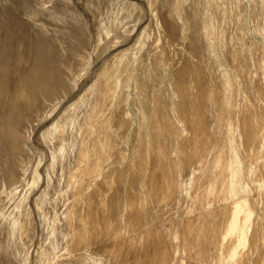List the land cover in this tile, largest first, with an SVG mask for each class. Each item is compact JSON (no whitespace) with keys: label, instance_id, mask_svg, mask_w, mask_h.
<instances>
[{"label":"rangeland","instance_id":"1","mask_svg":"<svg viewBox=\"0 0 264 264\" xmlns=\"http://www.w3.org/2000/svg\"><path fill=\"white\" fill-rule=\"evenodd\" d=\"M103 1L89 26L97 45L101 43L98 57L106 66L105 75L93 77V86L98 84L97 89L92 87L95 103L90 108L93 105L95 111L93 107L89 116L88 109L81 113L80 119L87 115V120L73 131L77 143L67 157V168L73 167L66 174L71 198L61 209L72 204L68 243L80 237L82 225L86 229L88 240L76 251L91 262L79 263L152 264L157 252L164 264H264V0H135V8L130 7L132 0ZM0 3L17 4L16 0ZM98 19L101 25L96 26ZM4 40L0 32V44ZM96 41H67L63 54L70 65L64 62L61 69L67 65L72 68L66 69H71L68 74L75 69L80 71L77 79L85 78L90 62L98 59ZM70 47L74 52H69ZM80 61H89L87 68ZM70 92L61 99L67 105L59 103L46 111V119L35 111L25 127L31 141L45 131L42 121L47 125L54 115L67 112ZM75 108L73 112L79 114L80 104ZM92 113L97 119L90 121ZM85 121H90L89 129ZM104 128L111 130L107 133ZM54 138L61 146V140ZM91 166L96 169L91 171ZM244 198H249L254 211L249 241L239 248L235 260L222 262L220 257L228 253L235 236L222 240L226 226L217 223L219 214L228 213L233 202ZM212 214L218 217L212 219ZM51 235L39 241L38 250L50 244Z\"/></svg>","mask_w":264,"mask_h":264},{"label":"bare ground","instance_id":"2","mask_svg":"<svg viewBox=\"0 0 264 264\" xmlns=\"http://www.w3.org/2000/svg\"><path fill=\"white\" fill-rule=\"evenodd\" d=\"M132 1H133L132 3L130 2V7L133 6L135 8V5H134L135 0H132ZM16 2L17 4L15 5L12 4V6H7V5L5 6L4 3H0V32L3 34V37L5 38V40L3 41V44H0V264H80L79 260H82L81 262H83V260L85 259V262H86V260L88 261L89 259V258L88 259L86 258L87 255L85 256L83 255L84 259L83 257L78 256L79 252L76 251L78 250L77 249L78 244L83 245L81 243L86 242V240H88L87 239L88 237H86V234H85L86 229L84 225H82L79 229L80 237H78L76 241H72L68 243V241H66V237H68L66 233V227H69L70 219L72 221V218H71L72 216L70 217V214H69L70 213L69 209H72L71 208L72 204L69 205V208H67L68 210L61 211V209L64 203L67 202V205H68L69 198H71L70 197L71 195L68 196L69 190L67 191V188H66V186L69 183L68 181L70 180V178H67L66 174L68 173V169H69V172H71L70 169L73 166H71V168H67L69 164L68 162H70V160H68L67 157L69 156L71 152H73V149L77 143L76 137H73V136H75L74 133H76L77 130L79 129L78 127V129L75 130L77 128V125H79V123L82 120L80 119L81 117L79 116H81L80 115L81 113L83 115L87 109H88L87 115L88 113L90 114L89 109H93L94 107L92 105V108H90L91 103L93 102L91 100V94L94 93L92 91L93 89L92 87H94L95 85L97 87L98 83L93 86L92 84L93 77H95V79H98L96 77H98L99 75L100 76L105 75L104 72L106 70V66H103V62L100 64V61H99V57H100L99 53H101L100 52L101 43L99 42L98 44L100 46L99 47L97 45L98 41H96L97 40L96 36H94L96 40L93 37V31H94L93 27L89 26V21L92 19L95 20L94 16L100 14L99 12H101V9H102V7L100 6L102 4L100 3L104 1L103 0H16ZM19 11L23 13L22 16ZM29 14L33 16V21L30 20L28 16ZM97 25H101L100 20L98 23L96 22V26ZM117 25L119 26L118 23ZM100 27L101 26H98L96 28H99L98 30H100L101 29ZM30 33L33 36L32 39L30 38L32 42L29 39ZM117 35H120V34H117ZM129 37L131 38V36ZM97 38L99 41H104V40H101L103 37L100 38V36H98ZM124 38H127V37H124ZM91 39L92 41H96L95 47L98 50L96 49V52L94 51L95 52L94 54L97 55L98 59H95V60H98L99 64L98 63L96 64L97 61L95 62V60L92 63L90 62V67H89L90 69L88 68L89 73L86 76L84 75L85 78L83 79H77V75L79 74L80 71L79 72L74 71L75 69L73 70L71 75L68 74L72 68L68 67L67 65H65L64 68L62 67L64 70L61 69V66L63 65L64 62L65 64L68 63V65H70L69 61H66L67 58L64 57V54H63L64 48L66 46V42L67 41H70V42L71 41H86V40L91 41ZM116 41L118 40L116 39ZM124 43H127V42L125 41ZM123 46H125V44ZM73 50L74 49L70 47L69 52H74ZM124 50H127V49L124 48ZM78 53L80 52L78 51ZM83 54H85V52ZM85 55H87V53ZM76 56H78L77 53H76ZM80 56L82 57L83 55L80 53ZM75 58L76 57H74V59ZM85 58H88V55L87 57L85 56ZM110 58L109 60H111ZM11 60L14 61L12 63L14 65L13 67L10 66ZM104 61H107V60L105 59ZM80 62L82 63L81 67L83 68L86 67L87 64H89L88 63L89 61H86V62L80 61ZM110 62L108 61V63L106 64L109 65ZM95 64L96 66H94ZM190 67L192 66L190 65ZM68 68H71L69 69V72L66 71V69ZM107 74L108 73H106V75ZM108 76H110V79H112L111 78L112 75H107L106 78ZM74 78H76L77 80V81L75 80L76 81L75 84L77 86L74 83H72L73 81H71ZM99 81L101 82L100 79ZM104 81L106 82V80ZM108 81H111V80L108 79ZM94 83H96V80H94ZM102 85L104 86L106 84L102 83ZM108 86L109 88L110 86L114 87V84L113 85L110 84ZM99 87H101V85ZM70 90L73 93L71 94V97H69L70 101H69L68 107L70 108L66 107L68 109L67 112H64V114L60 112L61 115L60 114L54 115L52 117V120L50 118L51 121L49 120L47 125H46V122L42 121L41 125L39 124L40 127L42 126V128H44L43 130H45L41 133L42 137L41 135L37 134L36 135L37 137L35 138L34 137L35 135H34L33 138L35 139H33L34 141H31V136H27L25 127H28L27 125L31 124L30 121L35 111L38 110L36 112L37 115H41V116L43 115V117H45L46 115H44V113H46V111L54 110L56 107H58L59 103H60L59 106L61 105L62 107V105H65L68 102V101L62 102L65 99L63 98V96L66 95V93L70 92ZM111 91H112V87H111ZM104 93L105 92H103L102 94ZM107 93H108V90H107ZM98 97H100V95ZM94 100L96 99L94 98ZM74 101H77L76 103L77 104L79 103L80 107H82L81 110L80 109L78 110L79 114H77V112L76 113L73 112L79 106L78 105L75 108L77 104L75 105ZM99 101H102V99ZM73 104L75 106H74V110L73 111L71 110L72 111L71 112L70 109L72 108L71 106H73ZM95 108L96 107H94V111H95ZM90 111H93V110H90ZM93 115L96 116V113L95 114L92 113L90 115V118H89L90 121L93 120L94 118ZM86 117H83L84 118L83 120L85 119L87 120ZM94 119H97V117ZM90 121H87V122L85 121L87 123V125H84L85 128L88 127L89 129ZM107 123L108 121L106 122V124ZM106 124H103V125H106ZM107 126H105V128L108 130L109 127L107 128ZM106 129L105 131L107 132ZM100 130H103V129L100 128L99 132ZM82 132H84L83 129H82ZM82 132L78 134H81ZM85 132H87V130ZM84 135H86V133ZM84 135H82L81 138L85 139L86 137L84 138L83 137ZM78 136L80 137V135ZM52 137L53 138L58 137L59 141L61 140L60 141L61 146L56 144L57 146H59L57 148V146L54 143V140H56V138H54L53 140ZM43 138L45 140H43ZM71 138H73L75 141ZM80 139L78 140V142L82 143V140L80 141ZM194 139L196 143V137ZM62 141H63V144H62ZM81 143H78V145ZM197 143H198V140H197ZM82 144L84 145L85 143H82ZM88 147L90 146L88 145ZM42 150H44V152ZM77 151L80 153L79 149ZM76 152L74 151L75 154ZM81 154L83 155V153ZM76 158L77 157L75 156V159ZM74 164H76V162L73 163V165ZM77 165L78 164H76L75 167ZM87 168H88V165H87ZM93 168L91 166V171ZM87 171L85 172L86 174H87ZM76 177H79V175ZM71 187L72 189L71 188L70 189L73 190L74 187L73 186ZM71 192H74V191H71ZM248 199L249 198H244L242 200L233 202L232 205L230 206L228 213L226 211L222 213L221 215L219 214L221 212H218V214L220 215L219 217L220 219H219V222L217 223L218 224L221 223L222 225H224V227L226 226L225 227L226 231L222 237V240L226 239V237H229V236H232V237L233 235L235 236V239L234 238L232 239L233 241L232 243L229 244V246L228 244H226L228 246L227 248L228 253L226 255H224V253L221 255L220 257L221 261L222 260L223 261L235 260L236 255L238 254L239 248L241 246H245L247 242L249 241L248 233L250 230L254 211ZM213 215L214 214L211 215L212 219H213ZM70 226H73V225H70ZM52 233L54 237L51 235L53 238L51 239L50 244L48 246L46 245L45 248L41 247L38 250L37 249L38 246L39 245L42 246V244L39 241H43L47 239L49 235ZM159 247L158 249H160ZM206 247L207 246H205L204 249H206ZM209 250H210V247H209ZM205 251H208V248ZM154 253L155 254H153L154 256H153L152 264H164V261H165L164 257H159L157 252H154ZM202 254H204V252ZM149 259H152V258H149ZM89 260L91 262V259ZM92 263H93V260H92Z\"/></svg>","mask_w":264,"mask_h":264}]
</instances>
